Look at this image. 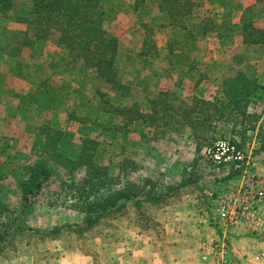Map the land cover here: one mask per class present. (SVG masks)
Listing matches in <instances>:
<instances>
[{
	"label": "trees",
	"instance_id": "obj_1",
	"mask_svg": "<svg viewBox=\"0 0 264 264\" xmlns=\"http://www.w3.org/2000/svg\"><path fill=\"white\" fill-rule=\"evenodd\" d=\"M113 1L0 0V16L11 24L25 27L24 30H4L7 36L0 51L5 56L21 59L26 49L33 50L37 44L48 41L55 33L59 36L58 45L65 54L52 62V68L60 67L63 73L76 77L78 82L97 76L109 86L106 92L97 88L100 101L96 107L78 89L73 90L74 84L54 87L49 80L41 82L26 97L44 110H53L62 102L71 103L78 99L79 103H75V107L83 103L88 111L86 113L75 109L68 113V120L81 126L86 125L89 133L80 138L81 148L77 149L74 147V143H78L77 139L61 129L56 121L42 122L36 135L35 149L42 150L45 157L30 165L26 174L18 178L22 206L10 207L0 201L1 256L11 247L17 250L18 243H23L25 239L28 242L33 238L54 240L65 229L82 235L105 219L121 216L129 204L136 209L139 220L146 219V208H160L169 204L185 188L199 184L200 181L194 178V172L198 171L200 156L192 165L193 168L185 172L181 182L167 186L151 177L132 180L140 166L125 153L117 165L101 164L98 155L105 139L101 141V132L111 140L133 131L151 134L153 139L158 140L171 133L189 130L198 144L199 154L205 145L219 137H229L230 142L237 144L238 140L247 139L250 134L261 145L257 155L264 153V117L252 110L255 99L264 95V85L249 67L247 71H239L236 77L223 80L220 84L221 94L212 99L194 97L192 103H188L173 90H160L149 97V111L134 101L133 89L124 82L118 66L119 40L106 28L109 18L107 4ZM200 1L160 0L159 9L165 14L166 25L177 32L167 46V57H170L171 62L174 57H178L177 62L181 63L186 74L203 78L206 74L194 55L196 38L216 34L229 49L235 41L232 13L225 12L224 23L217 21L219 13L203 18L199 24L193 22L194 9L200 6ZM208 1L210 5L216 4L219 7L226 4L225 0ZM253 16L252 8L246 9L241 15L240 33L249 57L255 50H264V28L256 26ZM162 26H143L146 38L138 55L144 57V64L149 62L150 57L162 55V49L155 40V33ZM247 55L234 54V57L240 60L244 58L239 62L249 64ZM143 91L149 92L146 88ZM209 162L215 169L223 167ZM114 167H117V173L113 172ZM60 170L70 174L86 171L80 180L71 178L62 182V191H66L64 203H69L71 209L82 215V221L75 226L65 224L59 228H36L29 224L26 212L35 204L46 183ZM234 175L228 176V179ZM0 179H4L1 174Z\"/></svg>",
	"mask_w": 264,
	"mask_h": 264
},
{
	"label": "rangeland",
	"instance_id": "obj_2",
	"mask_svg": "<svg viewBox=\"0 0 264 264\" xmlns=\"http://www.w3.org/2000/svg\"><path fill=\"white\" fill-rule=\"evenodd\" d=\"M225 2V5L219 7L216 4L210 5L208 0H202L200 6L194 9L195 24L216 13H219L217 21L224 23L226 17L223 18V15L227 12L232 13L231 22L234 25L235 42L230 49L221 43L216 34L200 35L196 38L194 55L206 74L203 78L199 75L186 74L181 63L177 62L178 57H174L172 62L170 57H167V46L177 32L173 27L166 25L165 14L159 9L160 0H114L107 4L109 18L106 28L119 40L118 66L121 76L133 89V99L141 108L149 111V97L160 90H173L188 103H192L194 97L212 99L221 94L220 84L223 80L236 77L239 71H247L248 67L256 72L261 84L264 85V50H255L249 57L240 33L241 15L248 8L253 10L256 26L264 28V2L256 0H225ZM144 24L155 28L163 25L155 33V40L162 49V55L150 57L146 64L143 63L144 57L140 58L138 55L143 49L146 38ZM24 29L23 25L11 24L0 16V50L7 36L4 30ZM58 42L59 36L54 33L48 41L37 44L33 50L26 49L21 59L5 56L3 51H0V174L4 176V179H0V201L10 207L22 206L18 193V178L26 174L30 165L45 157L42 150L35 149L36 135L43 121L54 120L61 129L70 132L77 139L78 143H74L77 149L81 148L80 138L89 133L86 125L81 126L68 120V113L75 109L86 113L88 111L83 103L78 106L79 109L75 107V103L76 105L79 103L78 99L71 103L62 102L53 110H44L40 105L28 101L26 97L31 95L41 82L49 80L54 87L74 84L73 90L78 89L81 95L91 100L96 107L100 101L97 88L100 87L105 92L109 90V86L97 76L84 78V82L81 80L78 82L76 77L63 73L60 67L52 68V62L65 54ZM234 54H246L249 64L240 63L239 61L245 59L240 60L234 57ZM144 88L149 92H144ZM252 110L261 113L264 117V95L255 99ZM102 133L101 141L105 139L98 155L100 163L117 165L125 153L134 158L140 166L139 172L133 175L134 181L151 177L166 186L176 185L182 181L185 172L193 168L192 165L199 156L198 171L194 172V178L200 181L199 184L202 182L208 184L209 181L217 180L214 183L219 190L215 194L210 193L214 195L216 202L235 185L246 183L252 177L264 179V161L260 162L257 155L261 145L257 144L250 134L247 135V139L238 140L239 145L235 144L244 155V160L241 163L226 164L222 168L215 169L209 162L211 160L207 159L203 152L205 148L219 140L230 141L229 137L217 138L213 143L205 145L199 154L198 144L189 130L171 133L158 140L153 139L151 134L138 131L119 135L116 140H111ZM255 161L257 167L250 168ZM245 168L249 170L248 173L244 172L245 174L236 177L237 170L244 171ZM113 172H118L117 167L113 168ZM85 175V170L75 174L60 170L54 174L37 197L35 204L26 212L29 224L46 229L59 228L65 224L75 226L81 223L82 215L71 209L69 203H64L66 191H62V182L69 181L71 178L80 180ZM231 175H234L233 179L236 178L228 179ZM214 183L212 184L215 185ZM118 188L117 186L116 189ZM193 188L194 186H190L184 189L183 195L188 199L196 198L197 194L192 192ZM201 194L204 195L205 192ZM156 210L155 207H148L145 211L151 216ZM123 212L116 219L103 220L97 227L82 235L71 229H65L54 240L41 241L33 238L31 242H28V239H25L23 243H18L17 250L16 247H11L3 256L1 254L0 264H109L102 255H112L113 251L110 250H115L117 245L114 243L119 242H122L127 250H132L130 246L134 237L132 230L137 227L143 229L149 224L146 223V219H138L132 204H129ZM209 226L212 228L210 232L207 230L202 232L213 235L212 244L227 242L230 254L233 246L224 234L227 231L239 230L232 226L225 227L221 221ZM244 229L246 235L252 236L249 239V245L261 250V259L256 256L257 262L252 264H264V225L257 231ZM253 235L256 238H253ZM104 250L109 251L105 254ZM109 255H107L108 258H110ZM210 255L211 262L214 260V255L212 253ZM229 262L236 263L231 255H229Z\"/></svg>",
	"mask_w": 264,
	"mask_h": 264
},
{
	"label": "crops",
	"instance_id": "obj_3",
	"mask_svg": "<svg viewBox=\"0 0 264 264\" xmlns=\"http://www.w3.org/2000/svg\"><path fill=\"white\" fill-rule=\"evenodd\" d=\"M258 160L264 161L263 154ZM254 167H257L256 161L250 168ZM248 171L246 168L244 171L240 170L236 177ZM212 183L214 182L209 181L208 184L202 182L198 185H190L194 186L192 192L197 194L196 198L188 199L182 191L169 204L157 208V213L151 215L152 217L146 213L148 215L146 223L149 224L143 229L139 227L131 229L134 236L130 244L132 250H127L122 242L114 243L117 247L115 246V250H110L113 251L112 255L107 254L109 250L103 252L110 258L101 254L105 261L107 260L109 264H213V261H209L212 253L209 246L214 237L211 233L202 232L205 230L210 232L212 228L209 225L221 221L218 201L216 202L214 195H211L215 194L219 187H215L217 185ZM204 192L206 196L201 194ZM233 228L239 231H227L224 236L233 246L229 255L233 257L235 264L255 263L256 256L261 259V250L249 245L252 236L246 235L242 227ZM253 238L256 236L253 235Z\"/></svg>",
	"mask_w": 264,
	"mask_h": 264
},
{
	"label": "built area",
	"instance_id": "obj_4",
	"mask_svg": "<svg viewBox=\"0 0 264 264\" xmlns=\"http://www.w3.org/2000/svg\"><path fill=\"white\" fill-rule=\"evenodd\" d=\"M203 154L217 165L241 163L244 155L228 140H219L205 148ZM221 223L227 227L259 230L264 225V179L252 177L246 183L235 185L219 200ZM213 264H230L227 242L211 244Z\"/></svg>",
	"mask_w": 264,
	"mask_h": 264
}]
</instances>
